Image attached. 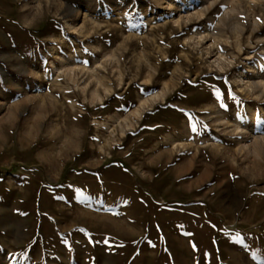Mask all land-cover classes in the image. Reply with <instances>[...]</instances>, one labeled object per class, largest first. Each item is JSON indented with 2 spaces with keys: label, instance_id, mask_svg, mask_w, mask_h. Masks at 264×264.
Instances as JSON below:
<instances>
[{
  "label": "rangeland",
  "instance_id": "rangeland-1",
  "mask_svg": "<svg viewBox=\"0 0 264 264\" xmlns=\"http://www.w3.org/2000/svg\"><path fill=\"white\" fill-rule=\"evenodd\" d=\"M263 46L264 0H0V264H264Z\"/></svg>",
  "mask_w": 264,
  "mask_h": 264
},
{
  "label": "bare ground",
  "instance_id": "bare-ground-1",
  "mask_svg": "<svg viewBox=\"0 0 264 264\" xmlns=\"http://www.w3.org/2000/svg\"><path fill=\"white\" fill-rule=\"evenodd\" d=\"M211 5L212 4H214L213 2H211L210 3ZM209 8V7H208ZM215 33L216 32H213V33H209V35H203L202 36V40H205V39H207L208 37H213L214 39H216V37H218L217 35L215 36ZM217 34V33H216ZM216 41V40H215ZM263 48H264V46H263ZM218 50V53H220L221 52V47L219 46V44H218V40L216 41V42H214L213 43V45L211 46V48H210V53H212L213 51H215V50ZM222 58H223V54H219V56H218V58H217V61H222ZM236 67V66H235ZM204 75H200L198 78H197V80H196V83H200V82H203V81H205V79H204ZM190 83V82H189ZM188 83V84H189ZM192 84V83H191ZM190 85V84H189ZM246 88L248 89V92L251 94H254V95H256L257 96V100H254V101H252V102H264V101H262L263 100V98H264V96H263V94H264V85L263 86H261L258 82H256V81H251V82H249V83H247L246 84ZM209 94H214L213 96L214 97H216L217 98V104L216 105H220V100L218 99L219 98V96H218V94H217V92H209ZM217 94V95H216ZM158 96H160V95H158ZM148 102V101H147ZM143 104V103H142ZM216 105H214L216 108H217V106ZM214 106H210V107H214ZM141 112H142V109H141V107L140 108H138L137 110H136V112H135V114L137 115V116H141ZM217 114V117H219V115H220V112H212V113H209V115L210 116H212L213 114ZM259 114V113H258ZM255 117H256V115H255ZM218 120H221V118H218ZM224 139V138H223ZM254 148H255V155H252V156H250L249 154L248 155H245V159H244V162H248V163H254V164H256V165H259V166H261V168H262V170H261V172H260V179H261V181L262 182H264V136L262 137V139H257V141H256V143L254 144Z\"/></svg>",
  "mask_w": 264,
  "mask_h": 264
}]
</instances>
